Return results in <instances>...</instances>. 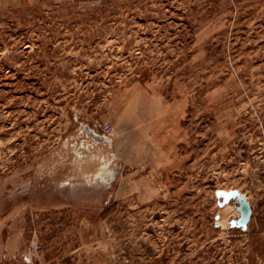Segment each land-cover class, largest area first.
Returning <instances> with one entry per match:
<instances>
[{"label": "rangeland", "instance_id": "rangeland-1", "mask_svg": "<svg viewBox=\"0 0 264 264\" xmlns=\"http://www.w3.org/2000/svg\"><path fill=\"white\" fill-rule=\"evenodd\" d=\"M0 254L264 264V0H0Z\"/></svg>", "mask_w": 264, "mask_h": 264}, {"label": "water", "instance_id": "water-1", "mask_svg": "<svg viewBox=\"0 0 264 264\" xmlns=\"http://www.w3.org/2000/svg\"><path fill=\"white\" fill-rule=\"evenodd\" d=\"M88 135L95 140L96 142H110L111 138L108 136H99L92 131H87ZM121 165L116 168L111 169L110 171L102 174L100 176V183L105 185V190L110 188L112 183L114 182L116 176L120 171ZM216 197L218 199L217 204L220 208H224L227 205H231L234 209L239 212V216H233L232 219L228 221L230 228H240L242 230H246L247 226L250 222L252 209L250 204L247 201V198L240 194L237 190L224 191L218 190L216 192ZM220 217L216 216V220H219Z\"/></svg>", "mask_w": 264, "mask_h": 264}, {"label": "crops", "instance_id": "crops-1", "mask_svg": "<svg viewBox=\"0 0 264 264\" xmlns=\"http://www.w3.org/2000/svg\"><path fill=\"white\" fill-rule=\"evenodd\" d=\"M4 254V253H3ZM3 254H0V261L2 260V259H6L4 256H3ZM2 257V258H1ZM10 257V256H9ZM25 260V259H24ZM21 261V260H20ZM20 261H19V264H22L23 263V260L21 261V263H20Z\"/></svg>", "mask_w": 264, "mask_h": 264}, {"label": "bare ground", "instance_id": "bare-ground-1", "mask_svg": "<svg viewBox=\"0 0 264 264\" xmlns=\"http://www.w3.org/2000/svg\"><path fill=\"white\" fill-rule=\"evenodd\" d=\"M235 214V213H234Z\"/></svg>", "mask_w": 264, "mask_h": 264}]
</instances>
